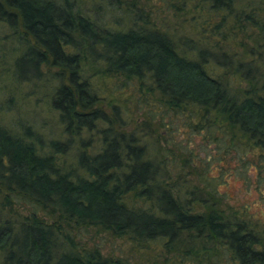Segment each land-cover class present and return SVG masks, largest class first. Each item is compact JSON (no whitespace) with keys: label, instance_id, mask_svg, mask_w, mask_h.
I'll return each instance as SVG.
<instances>
[{"label":"trees","instance_id":"trees-1","mask_svg":"<svg viewBox=\"0 0 264 264\" xmlns=\"http://www.w3.org/2000/svg\"><path fill=\"white\" fill-rule=\"evenodd\" d=\"M1 30L0 89L50 74L65 137L0 122V264H136L79 245L89 226L172 264H264V0H0ZM233 160L255 212L217 188Z\"/></svg>","mask_w":264,"mask_h":264},{"label":"rangeland","instance_id":"rangeland-1","mask_svg":"<svg viewBox=\"0 0 264 264\" xmlns=\"http://www.w3.org/2000/svg\"><path fill=\"white\" fill-rule=\"evenodd\" d=\"M150 3L153 5L152 1H150ZM155 5L154 7L157 10L158 19L160 20V18H162L168 24H171L174 21L172 16L169 13L158 10L159 7ZM151 17H153V15H151ZM159 20H155L157 24H159ZM2 32L1 30L0 34ZM43 71H46V69H43ZM51 79L50 74H42L41 80L35 81L36 86H32L33 82H28L20 86L16 85L17 87H14L15 84L3 80L4 86L0 89V101L2 103L0 108L5 111V114L0 116V122L12 128H16L17 125L21 124L30 126L31 130L37 132L44 140L56 137L63 139L62 136L65 137V135H62L61 125L57 120L56 114L50 109L48 102V93L56 83L55 80ZM9 96H12V102H7L6 99ZM8 104L9 106H7ZM140 119L141 118H137V120ZM164 119H167V117H164ZM83 134L85 137L89 135L87 132ZM90 134L92 135L91 137L96 140L97 136L95 131H91ZM153 136L155 135L153 134ZM162 136L166 137L164 134ZM189 136L190 137L182 132L181 127H178V131L175 133L171 132L169 137H171L173 142L185 144L188 149L192 150L195 157L202 158L206 156V152L213 153L212 147H210V151L207 150L203 152L200 150L198 147L199 139L192 135ZM157 140H159L158 144L165 145L162 137H158ZM169 142L170 141L167 139V145L165 146L169 147ZM74 152L72 146L67 151L65 158L68 157L67 160L70 161L74 158ZM193 160L197 164V159L194 158ZM234 164L233 160L227 169L228 177L226 185H218L217 188L219 192L224 193V201H226L227 204L236 206L246 205L248 211L255 212L261 206L257 200V194L253 193L250 190L251 188H246L241 179L238 178L233 170ZM198 167L199 165L197 164V168ZM177 168L179 167L177 166ZM194 171L186 167L182 168L184 177L190 179L192 182L195 181L196 176L195 173L193 174ZM216 174L215 170L209 173L210 176H215ZM15 207L17 212L21 215L27 214L31 210L26 203H19ZM76 234V241L79 245L82 247L96 245L104 255L122 256L136 264H172L169 258L170 256L165 255L162 247L155 242L148 243L146 247H138L124 238H116L106 233H101L91 226L79 228ZM184 264L189 263L187 262ZM204 264H221V261H205Z\"/></svg>","mask_w":264,"mask_h":264}]
</instances>
